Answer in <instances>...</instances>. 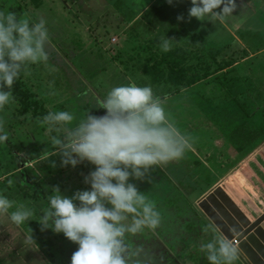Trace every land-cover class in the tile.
Segmentation results:
<instances>
[{
	"label": "rangeland",
	"instance_id": "1",
	"mask_svg": "<svg viewBox=\"0 0 264 264\" xmlns=\"http://www.w3.org/2000/svg\"><path fill=\"white\" fill-rule=\"evenodd\" d=\"M18 2L35 6L30 15L34 22L55 11L65 22L62 31L72 29L75 36L66 49L60 39L54 49L48 47V62L32 69L30 78L24 76L26 84L40 81L33 84L34 92L48 112H71L73 124L89 112L103 116L106 110L98 101L131 82L150 85L163 99L166 114L190 147L180 159L153 166L143 181L130 178L154 202L161 223L135 236L126 234V243L137 253L136 264H209L200 251L201 241L213 236L204 231L208 225L232 241L264 212V0H236L237 9L224 22L217 20V26L189 20L191 0H173L171 5L167 0H3L0 12L18 13L13 7ZM178 15L184 20L178 21ZM161 37L174 38L170 51L161 50ZM174 60L187 68L208 62L228 66L170 95L163 91L167 85L153 84L144 71L165 67L167 76L169 67L178 68ZM228 70L226 78H217ZM226 79L234 84L231 92L222 89ZM259 82L263 89L255 99ZM48 87L53 93L47 101L43 95ZM249 99L260 102L256 106L262 109L254 119L245 108ZM16 107L12 102L0 109L8 133V140L0 142V196L13 202L9 213H0V264H70L78 245L51 228L42 231L38 221L53 187L67 197L90 190L84 176L95 166L85 161L75 168L61 167L55 151L36 158V148L52 150L51 137L63 133L50 132L41 123L44 116L26 120ZM22 204L34 214L17 225L10 213ZM233 264L242 262L237 258Z\"/></svg>",
	"mask_w": 264,
	"mask_h": 264
},
{
	"label": "clouds",
	"instance_id": "2",
	"mask_svg": "<svg viewBox=\"0 0 264 264\" xmlns=\"http://www.w3.org/2000/svg\"><path fill=\"white\" fill-rule=\"evenodd\" d=\"M172 2L167 0L170 5ZM236 9V0H191L188 18L224 22ZM177 20L183 21L184 16L178 15ZM172 40L161 37V50L170 51ZM47 41L43 18L30 23L14 12H0V109L14 101L12 89L21 73L30 75V64L48 60ZM98 103L106 110L103 116L89 112L75 124L76 117L68 111H50L42 118L50 132L63 133L51 137L61 167L75 168L87 161L95 170L84 176L90 190H77L67 197L58 186L53 187L38 222L42 231L51 228L78 245L70 264H136L133 257L137 253L130 250L126 234L154 230L161 217L154 202L129 180L143 181L153 166L180 159L190 145L150 85L140 87L131 82L114 87ZM7 140L8 133L0 121V142ZM52 166H56L55 161ZM12 208L13 202L0 196V213L7 214ZM33 214L22 204L11 211L10 219L20 225ZM129 219L131 222L126 223ZM204 231L213 233L210 240L200 244L209 264H233L237 259L233 242L212 225ZM28 239L33 240L32 236Z\"/></svg>",
	"mask_w": 264,
	"mask_h": 264
},
{
	"label": "trees",
	"instance_id": "3",
	"mask_svg": "<svg viewBox=\"0 0 264 264\" xmlns=\"http://www.w3.org/2000/svg\"><path fill=\"white\" fill-rule=\"evenodd\" d=\"M3 0H0V9L5 7L3 3H1ZM16 6V11L18 13L17 17L18 18H24L28 19L30 23H35L32 19H30V15L35 8V6H31L30 2L26 5H21V2L16 3V5H13V7ZM21 9H26L28 11H24V14L20 11ZM52 11V12H51ZM49 14L46 13V18H43L46 21V28L48 31V41L46 42L45 45V50L47 52V48L49 47L51 50L54 49L52 44H56L58 40H62L63 45L61 46L62 48L66 49L67 46L69 45H74V42L76 41L74 39V34L72 29H68L67 31H62V27L65 24L64 20L57 14H54L53 10H51ZM61 19V20H59ZM37 20L36 22H38ZM62 21V22H60ZM63 23V25L60 27V25ZM60 35V37H58ZM111 40V39H110ZM61 48V49H62ZM63 50V49H62ZM60 52V51H58ZM48 57H52V55L47 52ZM170 55L167 54L165 56H162L161 60L164 61L166 58H168ZM168 60V59H167ZM192 60V58H191ZM52 61V59H49V62ZM47 61L40 62L38 64H30L29 69L30 72L33 71L32 69L38 68V65H41L42 63H46ZM174 62L179 65L177 60H174ZM205 63V62H204ZM157 65V64H156ZM177 69H173L169 67L168 72L169 74L167 76L164 75L165 67H153L152 65L150 67L153 68H146L144 73L145 75L147 74L152 78V83H160L161 85H167L169 86H174L173 90L170 88L166 87L163 88V91H167L171 94L178 93L179 91L185 89L188 86L194 85L198 82H200L203 79H206L208 76H211L215 74L216 72L222 71L227 67L228 65H225L224 63H220L219 66L215 67V63L213 65H210L208 62L205 67H201L200 65L194 64L193 66H190V68L184 67V66H177ZM48 67V65H47ZM50 67V66H49ZM215 67V68H214ZM153 69L152 73L151 70ZM230 70L227 72H224L217 76V78H226ZM35 72V71H34ZM48 72V70H46ZM37 73V72H36ZM51 74V73H50ZM188 74V76H186ZM24 74L23 72L21 73L19 79L14 83L13 89H12V94L14 97L13 103L17 105L15 108V112L19 113V115L23 116L26 120H32L33 122H36V117H41L45 116L48 113V109H46L44 106L45 104H41V102L38 99L37 94L34 92L35 87L33 84L35 82L39 83V80H31L30 84H26L23 82L24 79ZM28 78H30V75H27ZM51 76V75H50ZM55 76V75H53ZM163 76V77H162ZM52 77V76H51ZM51 77H46L49 79V83H53V78ZM231 80V79H230ZM230 80L226 79L225 86L223 87L225 92H231L230 89H233L234 84H230ZM48 82H46L47 85H50ZM32 85V86H31ZM53 87V86H52ZM51 87L46 88L48 90L47 92L44 93V97H47V101L50 98L49 95H51L53 92L51 91ZM49 102H53L52 99L49 100ZM250 111L251 106L245 107ZM30 112V116L27 115V112ZM251 112V111H250ZM47 150L45 151V148H36L38 154L35 156L36 158H41L44 154L49 153V157L51 156L52 151H56L54 148L49 149L46 148ZM41 152V153H40ZM53 155V154H52Z\"/></svg>",
	"mask_w": 264,
	"mask_h": 264
},
{
	"label": "water",
	"instance_id": "4",
	"mask_svg": "<svg viewBox=\"0 0 264 264\" xmlns=\"http://www.w3.org/2000/svg\"><path fill=\"white\" fill-rule=\"evenodd\" d=\"M255 218L232 240L242 264H264V212Z\"/></svg>",
	"mask_w": 264,
	"mask_h": 264
},
{
	"label": "crops",
	"instance_id": "5",
	"mask_svg": "<svg viewBox=\"0 0 264 264\" xmlns=\"http://www.w3.org/2000/svg\"><path fill=\"white\" fill-rule=\"evenodd\" d=\"M207 19V18H206ZM207 23H209V24H214V25H218L217 24V22H215V23H213V22H211V21H207V20H205ZM109 29H111V28H109ZM108 39H109V36H108ZM108 39H107V41H108ZM106 46V45H105ZM259 84H260V82H259ZM261 86H260V89H259V91H257L256 92V94H255V99H256V97L258 96V94H259V92H260V90L261 89H263V87H262V84H260ZM223 89V88H222ZM255 99L253 100V101H251L250 99L246 102V104H251L250 106H251V108H250V111H251V115H252V117H251V119H254V114H259V113H262L261 111H262V109L259 107V106H256V105H259L260 104V102L259 103H255ZM262 103H264V100H262L261 101V104ZM258 107V108H257ZM264 108V107H263Z\"/></svg>",
	"mask_w": 264,
	"mask_h": 264
},
{
	"label": "built area",
	"instance_id": "6",
	"mask_svg": "<svg viewBox=\"0 0 264 264\" xmlns=\"http://www.w3.org/2000/svg\"><path fill=\"white\" fill-rule=\"evenodd\" d=\"M111 41V40H110Z\"/></svg>",
	"mask_w": 264,
	"mask_h": 264
}]
</instances>
